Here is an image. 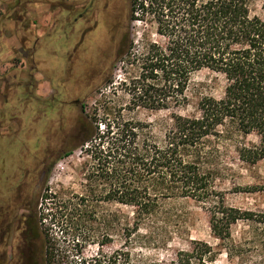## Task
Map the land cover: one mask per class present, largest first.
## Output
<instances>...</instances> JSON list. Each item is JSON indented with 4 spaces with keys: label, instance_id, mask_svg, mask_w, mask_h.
<instances>
[{
    "label": "rangeland",
    "instance_id": "obj_1",
    "mask_svg": "<svg viewBox=\"0 0 264 264\" xmlns=\"http://www.w3.org/2000/svg\"><path fill=\"white\" fill-rule=\"evenodd\" d=\"M88 2L0 0V24L4 25L6 18L23 19L29 7L45 3L55 13L51 35L59 31L36 53L28 39L23 46L18 39L20 47L16 50L0 44V65L7 61L13 65H6L9 70L5 72L0 70V206L11 205L18 218L36 212L40 230L61 245L64 239L72 238L66 234L71 233L66 227L70 219L73 234L83 245L81 255L85 259L99 253L131 251L133 256L170 264L177 252H188L202 243L214 253L211 264H264V222L256 220L257 215L264 214V194L251 192L264 183V159L248 165L237 154L238 148L257 143L254 135L230 132L208 139L204 169L209 170L210 186L216 197L205 203L192 199L163 201L157 215L141 226L132 241L126 231L132 209L106 200L109 182L98 179L97 162L88 152L92 145L73 148L68 156H62L71 146L68 137L75 133L71 130L77 117L100 121L108 120L114 113L124 121L147 124L152 141L159 143L172 114L197 116L201 98H219L223 91V81L204 70L188 82L184 106L177 107L173 102L164 110L137 106L130 92L139 70L129 64L132 58L128 54L140 58L147 41L161 39L151 23L129 24V0H111L112 50L95 48L86 42L81 45L82 28H66L62 33L60 14L64 7L77 11ZM104 2L95 0L93 4L99 10ZM252 13L262 16L259 4L252 8ZM2 34L0 31V37ZM126 34L132 46L128 50L126 44L124 55L118 59L116 52ZM89 38L92 42L97 39L94 32ZM35 70L41 75H36ZM36 77L46 82L40 84ZM53 100L54 110L47 109L45 105ZM75 101L79 104L74 105ZM99 125L102 130L104 124ZM13 198L18 202H12ZM217 199L227 208L253 214L254 220H232L226 238H217L209 225ZM19 244V234L13 235L12 252L6 250L11 252L8 264H27V256H18L17 247L24 250V245Z\"/></svg>",
    "mask_w": 264,
    "mask_h": 264
},
{
    "label": "trees",
    "instance_id": "obj_2",
    "mask_svg": "<svg viewBox=\"0 0 264 264\" xmlns=\"http://www.w3.org/2000/svg\"><path fill=\"white\" fill-rule=\"evenodd\" d=\"M128 4L129 24L151 23L161 39L147 41L140 58L128 54L129 64L139 70L130 92L137 106L156 110L166 109L169 102L184 106L188 82L200 71L223 81L219 98L199 100L197 116L172 114L159 143L152 141L147 124L124 121L114 113L108 120L80 116L73 123L75 133L68 137L71 146L62 156L92 145L88 152L97 162L98 179L109 182L106 200L132 209L126 230L132 241L141 226L157 215L163 201L205 203L216 197L209 170L204 169L208 139L230 132L254 135L255 145L237 149L239 159L248 165L264 159V0H129ZM256 4L262 16L252 13ZM21 20L27 31L28 20ZM128 37L118 46V59L126 44L128 50L132 46ZM21 39L23 46L26 34ZM53 102L46 108L53 109ZM99 123L104 124L102 130ZM251 192L264 194V183ZM214 204L209 225L221 240L229 234L232 220H254L253 214L227 208L219 199ZM20 218L27 264H165L133 256L131 251L85 259L70 219L66 227L71 233L66 234L72 238L61 245L40 230L36 212ZM256 220L264 222V214ZM213 254L211 247L198 243L188 252H177L170 264H211Z\"/></svg>",
    "mask_w": 264,
    "mask_h": 264
},
{
    "label": "flooded vegetation",
    "instance_id": "obj_3",
    "mask_svg": "<svg viewBox=\"0 0 264 264\" xmlns=\"http://www.w3.org/2000/svg\"><path fill=\"white\" fill-rule=\"evenodd\" d=\"M94 1L95 0H89L87 4L80 7L79 10L77 11L74 10L70 11L68 10L67 7L66 8L64 7L62 9V16L60 14V18H63V24H60V30L62 27V33H63L64 29L66 28H68L70 31L73 29V27H74L73 31L76 28H82L81 29L82 31L80 33L81 40L83 39L81 41L82 42L81 45H83L86 42V44L89 45L92 44L95 48H97V46L98 47L102 46L103 49L112 50L113 47L112 35L114 33V29H113L114 26L112 25L113 22L112 20H110V16H109V12H110L109 3L111 0H105L104 2L105 5L99 10L93 4ZM100 17L101 20H99ZM51 32L47 36H45V38L42 41L43 43L47 39L51 40L50 38L53 37L55 33L59 35V31L58 32L56 31L52 35ZM93 32L97 38L95 42L89 40L90 39L89 37ZM32 38H33L32 36L30 37L29 35H26V39H28V41H31ZM81 45H79V48L81 47ZM35 47L36 48L38 47V49L41 48V46L38 45L37 43L36 45H34V48ZM48 52L52 54V51H50V49L48 50ZM35 71L40 72L39 70H35ZM73 104L78 105L79 102L75 101ZM12 202L16 203L18 201L15 198H13ZM20 222H22L21 218H18V215H15V211L13 210V207L11 205L8 207L0 206V264H8L7 263L8 253L11 251L10 240L12 239L13 235L19 234L20 244L24 245V240L22 236L23 235L22 227L24 222L22 224ZM19 248L21 247L18 246L16 251L21 259V257L25 255H24V250L23 249L21 250ZM8 249H10V251L7 253L6 250Z\"/></svg>",
    "mask_w": 264,
    "mask_h": 264
},
{
    "label": "crops",
    "instance_id": "obj_4",
    "mask_svg": "<svg viewBox=\"0 0 264 264\" xmlns=\"http://www.w3.org/2000/svg\"><path fill=\"white\" fill-rule=\"evenodd\" d=\"M27 4L32 5V3L30 2H27ZM44 4L29 7V9L26 10L27 12L23 20L25 18L28 20L29 27L27 31H25V29L23 28V21L19 19V17L17 19L6 18V20H4L5 21L4 25L0 24V31L3 33L2 36L0 37V44H7L8 48H14L16 50L20 47L18 43V39L22 38L23 35L26 34V35H29L30 37L37 36L36 39L31 40L32 41L31 45L33 47L34 45H36V43L42 47V43H43L42 38L47 36L51 32V30L54 28V22H53L54 18L53 17L55 15V13H53L49 8L47 9V7L44 6ZM10 28H12L13 31L10 30ZM32 28H34V31H35L34 33L31 31L33 30ZM11 31L12 33L9 34V32ZM38 50L39 49L37 47V49L33 52L36 53ZM23 61L24 60H22V62ZM20 64L22 63L19 62L18 68H21ZM6 65L13 66L11 63L7 61L4 64L0 65V70H4L1 72H5L6 70H9V69H6L5 67ZM24 67L26 66L24 65ZM24 67H22V69ZM35 74L39 75L40 72H35ZM38 80H40V84L46 82V80H41L39 78Z\"/></svg>",
    "mask_w": 264,
    "mask_h": 264
}]
</instances>
